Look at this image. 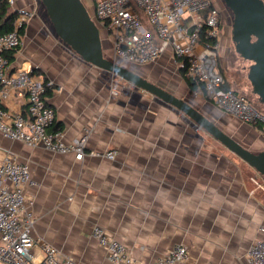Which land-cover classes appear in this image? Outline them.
I'll use <instances>...</instances> for the list:
<instances>
[{"label":"crops","instance_id":"1","mask_svg":"<svg viewBox=\"0 0 264 264\" xmlns=\"http://www.w3.org/2000/svg\"><path fill=\"white\" fill-rule=\"evenodd\" d=\"M22 7L34 15L11 54V69L36 70L52 83L53 127L59 125L66 142L89 127L86 150L117 151L114 159H76L0 133V161L12 157L29 167L24 194L35 217L33 251L44 241L81 263L107 264L105 249L91 236L98 225L141 262L181 243L193 264H245L264 220V178L172 105L76 55L57 38L39 0H13L12 9ZM172 64L168 49L136 69L152 81L149 76ZM174 80V89L164 80L157 85L192 104L185 79ZM4 105L25 112L19 94ZM241 124L264 139L257 127Z\"/></svg>","mask_w":264,"mask_h":264},{"label":"built area","instance_id":"2","mask_svg":"<svg viewBox=\"0 0 264 264\" xmlns=\"http://www.w3.org/2000/svg\"><path fill=\"white\" fill-rule=\"evenodd\" d=\"M98 28L108 34L111 58L121 65L143 66L156 61L168 49L183 77L196 84L194 94L203 95L216 107L264 133V113L248 97L226 87L218 67L220 10L214 0H92ZM10 5L13 0H9ZM15 28L0 34V133L28 146L41 145L57 153H73L114 159L117 151L86 150L90 132L64 140L54 130L55 109L46 94L50 81L23 67L11 69L10 57L21 44L17 27L34 15L33 9L17 8ZM229 85V84H228ZM12 94L25 98V112H13L4 102ZM30 181L29 167L12 157L0 161V264H85L61 255L57 247L39 242L31 235L35 217L26 205L24 185ZM91 236L105 249L107 264H193L185 244H176L164 255L147 262L133 258L126 245L93 227ZM245 264H264V220L258 236L247 250Z\"/></svg>","mask_w":264,"mask_h":264},{"label":"water","instance_id":"3","mask_svg":"<svg viewBox=\"0 0 264 264\" xmlns=\"http://www.w3.org/2000/svg\"><path fill=\"white\" fill-rule=\"evenodd\" d=\"M231 11V40L249 61L246 77L264 104V0H222ZM57 38L93 66L110 72L172 105L264 177V150L253 152L224 132L192 104L104 55L99 28L81 0H39Z\"/></svg>","mask_w":264,"mask_h":264},{"label":"rangeland","instance_id":"4","mask_svg":"<svg viewBox=\"0 0 264 264\" xmlns=\"http://www.w3.org/2000/svg\"><path fill=\"white\" fill-rule=\"evenodd\" d=\"M84 6L87 8L91 17H93V1L92 0H81ZM216 6L220 10L221 15V27H220V37H219V49H218V67L220 71L224 74L229 86L245 95L250 99V101L264 113V104L258 102L255 94L251 91V85L246 77L247 68L249 61L244 60L238 55L234 49L233 42L231 40V25H232V14L231 11L224 5L222 0H214ZM43 7V6H42ZM45 14V11H41ZM99 35L106 57H111V44L108 40V34L101 28H99ZM131 69L138 74L143 76V71L136 69V66L131 65ZM130 68V67H129ZM109 73V72H108ZM114 77L118 82L123 81L115 74L111 73V77ZM152 82L154 83H164L170 84V88L174 89V84L176 83L174 78L184 80L181 75V70H179L175 64L170 65L165 69L161 75H151ZM127 83V82H126ZM129 84V83H128ZM131 85V84H130ZM134 87V86H132ZM195 106L205 110L211 120L215 122L224 132L232 134L236 137L240 143L244 144L249 149L257 152L264 150V139L260 138V135L255 131L247 128L244 124H241V120L237 119L230 113L221 111L203 95L198 96L193 92H188L186 95ZM197 98L202 99L203 103L210 104V109H205L201 103L198 102ZM191 104V103H190ZM197 109V108H196ZM260 177H263L260 175ZM264 178V177H263Z\"/></svg>","mask_w":264,"mask_h":264},{"label":"trees","instance_id":"5","mask_svg":"<svg viewBox=\"0 0 264 264\" xmlns=\"http://www.w3.org/2000/svg\"><path fill=\"white\" fill-rule=\"evenodd\" d=\"M16 16H17V11L11 8L9 0H0V34L11 31L15 28L14 21H15ZM23 32H24V24L17 27V33L20 37L22 36ZM9 57L11 59V56ZM181 75L183 76L182 71H181ZM184 79L187 85L189 86V91L193 92V90L196 88V84L189 79H186V78ZM226 87H229L228 82L226 83ZM51 89H52V86L47 87V90H46L47 95L51 93ZM54 130H61V129L59 125H56L54 127Z\"/></svg>","mask_w":264,"mask_h":264},{"label":"flooded vegetation","instance_id":"6","mask_svg":"<svg viewBox=\"0 0 264 264\" xmlns=\"http://www.w3.org/2000/svg\"><path fill=\"white\" fill-rule=\"evenodd\" d=\"M220 27H221V22H220Z\"/></svg>","mask_w":264,"mask_h":264}]
</instances>
